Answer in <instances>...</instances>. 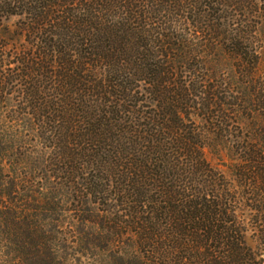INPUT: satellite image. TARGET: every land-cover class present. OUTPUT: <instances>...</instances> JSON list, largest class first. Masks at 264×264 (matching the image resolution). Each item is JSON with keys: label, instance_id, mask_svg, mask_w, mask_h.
<instances>
[{"label": "trees", "instance_id": "trees-1", "mask_svg": "<svg viewBox=\"0 0 264 264\" xmlns=\"http://www.w3.org/2000/svg\"><path fill=\"white\" fill-rule=\"evenodd\" d=\"M263 65L264 0H0V264H264Z\"/></svg>", "mask_w": 264, "mask_h": 264}, {"label": "rangeland", "instance_id": "rangeland-1", "mask_svg": "<svg viewBox=\"0 0 264 264\" xmlns=\"http://www.w3.org/2000/svg\"><path fill=\"white\" fill-rule=\"evenodd\" d=\"M263 69H264V65H263ZM210 159L213 161V164H215V165L219 164V161L217 159H213L212 157H210ZM219 168H221V170L224 171L227 175H230V171H229V169L227 167L219 165ZM88 225L91 226V223L88 224ZM72 242H73V239H72ZM250 243L252 245H254V243H253V241L251 239H250ZM52 246L56 249L55 250L56 251L55 254L57 256H55V257H57V258L55 260V264H63L62 263L63 259L59 258V255H61V252H59L60 254L58 255L59 247L58 246L56 247V244H53ZM95 260L96 259L88 258V256L86 257V256H82L81 254H78V255L75 254L74 257H70V261H67L66 263L67 264H96Z\"/></svg>", "mask_w": 264, "mask_h": 264}]
</instances>
